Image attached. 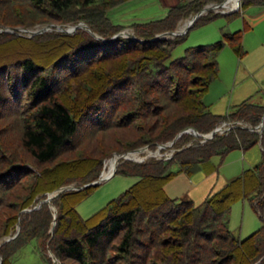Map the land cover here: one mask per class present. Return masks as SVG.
Wrapping results in <instances>:
<instances>
[{
	"label": "trees",
	"instance_id": "16d2710c",
	"mask_svg": "<svg viewBox=\"0 0 264 264\" xmlns=\"http://www.w3.org/2000/svg\"><path fill=\"white\" fill-rule=\"evenodd\" d=\"M127 1L0 0V25L4 27H34L42 19L62 26L65 23L60 19L71 16L102 37L97 40L82 31L43 35L48 37L46 44L38 43L41 36L30 41L12 37L0 47H10L13 42L31 50L25 57L22 52L5 54L0 50V119L8 110L19 111L23 104L31 109L21 120V145L12 155L14 161L0 159V176L5 174L0 179V205L9 191L14 201L12 206L0 208L6 217V235L16 225L22 227L21 234L0 249L3 264H12L14 254L42 238L50 240L48 250L64 264H264V156L259 165L199 205L166 194V186L182 173L192 177L203 169L213 171L211 160L215 157L224 160L236 150L247 152L259 144L264 153V132L261 135L237 127L205 144H201L202 138L184 134L174 145L178 152L170 162L121 164L117 175L136 177L139 182L89 221L82 219L77 207L96 188L66 192L54 199L57 219L50 204L32 208L48 194L98 181L104 160L113 153L155 149L190 129L208 135L225 123L257 128L263 122L264 106L244 103L228 116H217L205 104L212 83L220 75L221 53L230 47L239 57L246 55L243 38L247 29L226 34L214 45L188 48L183 57L173 61L174 50L187 36L153 41L158 35L177 31L183 20L201 13L210 3L227 0H196L174 8L163 21L134 25L138 41H113L122 30L111 24L107 12ZM17 3L24 6L23 12L3 18L2 8ZM252 5H264V0H243L241 10ZM241 10L229 15V20L237 18ZM219 15L210 13L196 25ZM15 16L17 22L12 19ZM88 52L96 57L79 73L77 58ZM93 67L99 73L88 81H97H87L85 94L80 95L83 85L73 86V81L88 76ZM67 98L72 105H67ZM110 111L111 115H106ZM105 133H110L113 141L115 135L118 142L109 148L110 142L102 143L99 157L94 152L77 154L82 136L94 140L102 134V139ZM19 151L31 157L37 172L20 158ZM0 152L7 156L1 146ZM2 163L8 172L1 171ZM173 166H179L178 172H172ZM18 187L20 198L15 201L13 194ZM243 200L259 214L262 227L240 240L230 229V216L234 205ZM29 209L32 212L26 213ZM10 247L12 255L7 251Z\"/></svg>",
	"mask_w": 264,
	"mask_h": 264
},
{
	"label": "rangeland",
	"instance_id": "374dc122",
	"mask_svg": "<svg viewBox=\"0 0 264 264\" xmlns=\"http://www.w3.org/2000/svg\"><path fill=\"white\" fill-rule=\"evenodd\" d=\"M152 1L155 2V5L150 6V7H144L145 4H143L142 1L141 2L139 1L137 3H133L131 5H128V4L125 5L124 3L129 2V1H127V2H124L118 6L110 9L107 12L108 19L110 20L111 24H113L114 26H116L117 28L122 30L118 34L114 35L112 37V40L115 41L114 38H116L119 34L125 33V35L120 37V38L132 39L134 41H138V39L135 36L134 30L132 29V27H128V26L131 25V23H132L131 21L135 17L138 18V20H139V19H142L146 14L147 15H153V14L155 15L157 13V10L161 11V7L158 4V0H148L147 4L149 2H152ZM242 1L243 0H240V3H239L240 7L242 6L241 5ZM123 4L125 5V8L121 9V7H119V6H121ZM22 7H24V6H22L21 3H17L15 5H9V6L5 5L2 8V13H4L5 16L2 15V17L5 18V17H7L6 15H9L12 17L15 15V13H17V15H18V14H20V12H23ZM240 10H241V8L238 11H240ZM238 11H236V12H238ZM227 12H230V11H227ZM194 16L195 15H192L190 18L192 19V17H194ZM56 17H58V16L55 15V18ZM149 17H150L149 19H153L154 16H149ZM63 18H61V19L59 18L60 20H62L65 23L62 26L57 24V23H51L49 20H45V19H42V21H39L42 23H39V24L37 23L34 27H28V28L20 27V28L14 29V28H9V27H4L1 24L0 25V27H1L0 28V47L6 43H9V40H11L12 37H16V38L18 37V38H22V39H25L27 41H30V40H34L37 37L41 36V38L39 40H37L38 43L39 44H46L44 42H46L48 40L49 36H57L58 34H60V35L66 34V33H62L60 31H58L55 27H52V26H60L64 29H69L71 27H76V26H79L81 24H85L89 27V25L83 21L75 22L72 19L73 17H71V16L69 18L68 17H65L64 19ZM190 18H188V19H190ZM12 19L16 22L18 21L17 16L13 17ZM28 19L31 20V18H28ZM188 19L183 20L184 22L182 21V23H183L182 26L185 25L188 21H190ZM69 20H71V21H69ZM239 20H240V17L236 18L231 23H228L224 18H220V19H216V20L210 22L209 24H206L204 26L197 27V28L193 29L192 32L189 34V36L186 38L185 42L182 43L181 45H179L174 50L173 55H172V61L183 57V55L185 54V51L188 48H192V47H195V46L200 45V44L214 43V42H216L215 41L216 39L221 37L223 32L232 33L234 31H237L239 29L238 24H240ZM114 21H120V23H123L124 26L123 27L118 26L114 23ZM32 22H33V20H32ZM241 28H242V26H241ZM43 29H48V30L42 34H37L34 36L31 34V32H39L40 30H43ZM78 31L87 32L86 30L81 29V28L78 29ZM77 32H75L74 34H76ZM87 33H89V32H87ZM257 33H258V31L255 34H252L250 37L254 38ZM74 34H68V35H74ZM43 35H45V37L48 35L49 36L45 39V37H43ZM97 37L102 38L98 35H97ZM97 40H100V39H97ZM116 40H118V39H116ZM10 45H11L10 47H8V46L2 47V49H0V50L4 49L5 54H6V52L9 53L10 51L16 52V53L18 52L19 54L22 52L23 54H21V55H23V57H25V55H27V53H29L31 51L30 48H28V46L23 47L20 44L14 45L13 42ZM222 53H221V55H222ZM221 55L219 56L218 60L220 59ZM92 57L93 58L96 57L94 52L85 53L83 56H80L77 58L79 60V63L76 67H77V71H79V73L83 71V69H82L83 66H86L88 60ZM49 60H53V57L49 56ZM251 60H252V62H255L256 57H252ZM256 63H257V61H256ZM104 66L101 65V68H103ZM106 67H109V66L106 65ZM92 69L93 70L90 71V74L88 76H84L80 80L74 79V81H73V84H72L73 86L78 85V84L83 85V88L80 91V95L85 94L86 82L91 77L93 78L95 73H99L98 72L99 70L96 71L97 68L94 69V67H93ZM11 70L13 71L12 68H11ZM85 77H87V79H83ZM90 81H93V80H90ZM90 81H88V82H90ZM94 81L92 82L93 84H94ZM247 82H249V80H247ZM242 90H243V87L240 88L239 90H237V94L240 93ZM245 92L250 93V94H248V96H253L255 98L254 102L256 104H259V103L264 104V84L263 83L261 84V83L257 82L256 86H255V82L252 85H246ZM213 94L216 95L215 100H214L215 103H213V105L216 106L219 103H221L223 105V102L221 100L222 92L217 91V92H214ZM72 97H76V94H73ZM80 97L82 98V96H80ZM68 98L65 99V101L67 102V105L69 106L72 104L68 102L70 100ZM260 105H262V104H260ZM29 110H31V109H29V105L23 104V108H21L19 111L11 112V113H14L15 115L9 113L10 110H8V111H6L5 114H3V117L0 119V129L2 130V133L0 131V146L7 153V156H5L6 157L5 158L3 156V153L1 154V152H0V159L2 158L1 159V161L3 160L2 162H5V161L11 162L14 159V156H12V155H14V153L16 152L15 150H19V146L21 145L20 133L23 130V124H22L21 120L23 118L28 117V115H29L28 111ZM111 113L112 112L110 111V113H108L106 115H111ZM233 126H240L242 128H244V127L252 128L249 124H245V123H239L238 125H232V124H226L225 123V124H222L220 127H223L225 130V132L223 134H227L232 129H234ZM118 134L120 135L121 133H118ZM101 136H102V134L94 140L87 139V138H85V136H82L81 142L83 141L85 143V140H86V144H84L82 142V144H81L82 148L79 150V152L77 154H79L81 151L82 152L84 151L87 154H89V153L92 154V152H94L95 153L94 155L99 157L100 156L99 154L101 153L102 148H103L101 145L102 143L104 144L105 142H110L111 144H109L107 146L109 148V147L115 145L119 140V138L116 140L115 135H114L113 136L114 141H113L110 133H108V135H106V133H105V136L102 139H101ZM117 137H118V135H117ZM100 140H102V141H100ZM171 143H168L166 145H170ZM160 146H163V145H159L155 149H150L149 147H145V148H149V150H147L145 153L139 154L138 155L139 159L137 158V160L142 159L143 162L121 160L117 166L115 175L112 174L111 178L108 181L103 182L99 187H97L92 192V194H90V196H88L82 203H80L78 205L77 211H78L79 215L82 217V219L84 221H89L96 214H98L102 210L108 208L116 199H118L124 193L129 191L134 185H136L139 182V178H136V177L117 175L118 168L121 164L126 163V162H133L136 164H144V163H147L149 160H159V161L163 160L165 162H170L171 160H173V158H174L175 154L178 152V150L175 149L174 146L171 148L160 150V148H159ZM260 146L262 147V144L257 145L256 147L248 150L247 152L236 150V151L230 153L224 160H222V158H220V157L213 158L211 160V164H212L214 170H216V173H214L211 176L212 179H210L209 182H207L204 185L199 184V181L202 178H205V175L207 173V171L205 169H203L202 171L198 172L197 174H195L192 177H188L187 175H183L181 177H176L175 179H173L166 186V188H167L166 194L171 199H176V197H178V201H180V202L181 201H187L188 199L191 198L192 200L195 201L196 204H200L205 199V197L210 194L209 190H211V192H213V193L219 191L228 182H231L232 180H234L235 177L239 173H241V171L242 172L246 171L247 169H250L252 165L254 166L256 163L262 161L264 153L262 152ZM21 152H22V156H20V158L22 160H24L25 163H27L29 168L33 167L34 162L31 159V157L23 154L24 151H21ZM21 152L19 151L18 153L20 154ZM113 154L114 155H111L109 157V159L104 160L103 170L100 174L99 180L103 176H105L106 172H109V168H107L108 162L113 160L115 155H121V154H115V153H113ZM94 155H92V156H94ZM148 155H153V156L148 157ZM22 160H20V161H22ZM3 164L4 163H2L1 171L2 172H5V171L8 172L7 171L8 168L6 165H4V169H3ZM13 164L17 165V163H13ZM18 165H20V164L18 163ZM33 168L36 169L35 166ZM178 170H179V166H173L172 167V172H178ZM36 172H37V169H36ZM180 175H178V176H180ZM0 177H1L0 179H2L3 177H5V174H2ZM23 184H24V182H23ZM26 186H27V183H26L25 187ZM75 186L76 185L71 186V187H75ZM20 189H21V187H18L16 189L17 191L15 192V194H13V196L15 197L14 198L15 201H17L16 198H18V199L20 198V196L18 197V195H16ZM11 193L12 192L9 191L7 194H5V196H4L5 201L3 200L4 203L0 205V208H8V206H12V204H14V201L12 199H10ZM49 195H51V194H48V195L42 197L43 201L44 200L46 201L48 199ZM1 202H2V200H1ZM18 202H20V201L18 200ZM44 202L38 203L32 208H42V205L44 204ZM20 203H22V202H20ZM45 204H50V203H45ZM50 205L51 206H49V208L50 209L52 208L51 212H52V210L54 211V218H55V210L54 209H56V207L53 205V203H51ZM2 210H0V249L3 247V245L5 243H8V242L16 239L22 232V227L16 225L15 227H13L11 229L10 234L6 235V226L4 225V222L6 221V217H2V213H3ZM32 210L29 209V210H26L25 212L30 213V212H32ZM56 212H57V216H58L57 209H56ZM55 219H57V218H55ZM51 226H53V228H54L56 226V221H53ZM261 227H262L261 218H260L259 214L256 212V210L253 208L251 203H249L248 200H243V201L237 202L234 205V207L232 208L231 216H230V229L233 231V233L240 240H245V239L251 237L256 232H258ZM19 229H20V232H19ZM49 234L50 235L52 234V230L49 232ZM135 242H136V240H135ZM141 242H143V241H141ZM138 243H140V242H138ZM49 244H50L49 239L47 241H45L44 238L35 239L29 245H27L25 248L21 249L16 254H14L11 257L10 261L12 262V264H57L53 260V258L50 256V253H52V252L48 250ZM7 251H8V253H10L12 255L13 248L10 247V248H8ZM46 257L48 259L52 260V263H49V260ZM57 260L61 264H64L59 259H57ZM3 263H4V259L0 255V264H3Z\"/></svg>",
	"mask_w": 264,
	"mask_h": 264
},
{
	"label": "crops",
	"instance_id": "0c3cea01",
	"mask_svg": "<svg viewBox=\"0 0 264 264\" xmlns=\"http://www.w3.org/2000/svg\"><path fill=\"white\" fill-rule=\"evenodd\" d=\"M141 2L144 5V7H150L155 5V2H148V0H130L127 3H124L125 5H131L133 3H137V2ZM196 0H158V4L161 7V11L157 10V13L154 15H145L142 19L138 18H133L132 19V23L131 25H129L128 27H133L134 25H143V24H150V23H154V22H160L165 20L170 12L177 7L180 6H185L187 4H191L193 2H195ZM226 2V1H225ZM243 1L241 2L242 5ZM121 5L119 7H121V9L125 8V5ZM217 3H210L207 6H211V5H215ZM206 6V7H207ZM213 15H217L220 14L219 17H216L215 19L206 22V23H200L198 25H195L189 30V32L186 34V36L188 37L189 34L192 32L193 29L197 28V27H201L204 26L206 24H209L210 22L216 20V19H220V18H224L228 23H231L232 21H234L235 19H233L232 21L229 20V15L234 14V13H217V12H210ZM209 13V14H210ZM207 14V15H209ZM204 15V16H207ZM149 16H154L153 19H149ZM202 16V17H204ZM240 17L239 20V29L237 31H234L232 33H226L223 32V34L221 35V37H219L218 39H216L214 43L211 44H200L197 45L195 47L192 48H197V47H204V46H210V45H214L220 41L223 40L224 36L226 34H235L237 32L243 31L245 29H247V31L244 33V38H243V50L246 53V55L241 58L239 57L235 51L230 48L227 47L220 59L218 60L219 62V66H220V75L219 78L211 85L210 90H209V94L205 97V104L208 107V110L217 116H228L230 114H232L233 112H235L242 104L244 103H249L252 105H256V106H264L263 103H259L256 104L254 102V97L253 96H248V94L245 92L246 90V85H252L255 82V86L256 83H263L264 84V5H252L249 6L245 9L241 10L240 15L238 16ZM237 17V18H238ZM193 18V17H192ZM188 20H191L188 19ZM184 22V21H183ZM189 22V21H188ZM187 22V23H188ZM114 23L118 26H124L123 23H120V21H114ZM185 24L182 26V22L178 25V29L180 30H185L188 26V24ZM242 26V28H241ZM258 31V33L256 34V36L254 38H251L250 36L252 34H255ZM252 57H256V61L252 62L251 58ZM247 80H249V82H247ZM243 87V90L237 94V90H239L240 88ZM217 91H221L222 92V96H221V100L223 102V105L221 103L217 104L216 106L213 105V103H215V97L216 95L213 94L214 92ZM262 104V105H260ZM261 147V146H260ZM261 150L263 152V149L261 147ZM262 161L256 163L254 166L252 165L250 169L255 168L257 165H259ZM249 170V169H247ZM245 171H241V173H239L234 180H232L231 182H228L226 185L232 183L233 181L239 179ZM216 173V170L211 171L210 173H206L205 178H202L199 181V184L204 185L207 182L210 181V179H212V175ZM183 175L186 174H181L178 177H181ZM189 177V176H188ZM225 185V186H226ZM224 186V187H225ZM224 187H222L220 190H222ZM219 190V191H220ZM167 191V188H166ZM217 191V192H219ZM210 194L207 195L205 197V199L202 201L204 202L208 197L214 195L215 193L211 192V190H209ZM176 199L178 200V197H176ZM187 201H192L195 203L194 200H192L191 198L188 199ZM201 202V203H202ZM200 203V204H201ZM199 205V204H198Z\"/></svg>",
	"mask_w": 264,
	"mask_h": 264
},
{
	"label": "water",
	"instance_id": "95a60500",
	"mask_svg": "<svg viewBox=\"0 0 264 264\" xmlns=\"http://www.w3.org/2000/svg\"><path fill=\"white\" fill-rule=\"evenodd\" d=\"M233 0H227L226 2H224L223 4H215V5H211V6H207L203 9V11L197 15H195L188 23V26L187 28L183 31V30H177L175 32H168V33H165V34H162V35H158L153 41H158V40H165V39H175L177 37H180V36H185L189 30L195 25V23L204 15L210 13V12H218L220 13V11H222L221 13H226L225 10L228 8V5L232 2ZM52 27H55L58 31L62 32V33H66V34H74L75 32L78 31V29H84L86 30L87 32H89L90 34H92L95 38L97 39H100L102 40V38H99L97 37L96 34H94L92 32V30L85 24H81L79 26H76V27H71L69 29H64L60 26H52ZM51 28V27H50ZM49 29V28H48ZM48 29H43V30H40L39 32H31V34L34 36V35H37V34H42L44 33L45 31H47ZM125 33H122V34H119L116 38H114V40L116 41V39H119L120 37L124 36ZM234 128H237V127H240V126H233ZM241 128V127H240ZM244 129H248L252 132H258L260 134H262L264 132V118H263V122L262 124L257 127V128H248V127H244ZM230 130V129H229ZM225 132L224 128L223 127H218L216 130H214L211 134H208V135H201L199 134L198 132L190 129V130H187L183 133H181L174 142H172L170 145H163V146H160V150L162 149H167V148H171L175 145V143L184 135V134H193L194 136L198 137V138H202V141H201V144H205L206 142L210 141V140H213L217 135H221ZM147 150H149V148H143V149H140V150H137L135 152H131V153H128V154H125V155H115L114 158L118 157L119 158V161L121 160H124V161H136V162H143V160H137L136 158H134L135 155H139L141 153H145ZM153 155H148V157H151ZM113 158V159H114ZM117 169V167H116ZM116 169L114 171V175L116 173ZM111 177H105L103 176L100 180L94 182V183H91L89 185H85L83 187H80V188H76V187H67V188H63L57 192H55L54 194H51L49 195L48 199L44 202V203H52V201L56 198H59L62 194L66 193V192H73V191H82V190H86V189H89V188H97L99 187L103 182H106L110 179ZM39 208H35V210H37ZM55 210V218H57V212H56V209ZM30 212V211H29ZM19 232H20V229H19ZM50 256L53 258V260L57 263V264H61L57 258L52 254L50 253Z\"/></svg>",
	"mask_w": 264,
	"mask_h": 264
},
{
	"label": "bare ground",
	"instance_id": "6f19581e",
	"mask_svg": "<svg viewBox=\"0 0 264 264\" xmlns=\"http://www.w3.org/2000/svg\"><path fill=\"white\" fill-rule=\"evenodd\" d=\"M237 4H238V0H234L233 3H232V7L233 8H237ZM134 158H138L139 159V156L138 155H135ZM119 158L116 157L114 158L113 160H111L110 162H108V167L109 168V172H106L105 174V177H111L112 174L114 173L116 167L118 166L119 164Z\"/></svg>",
	"mask_w": 264,
	"mask_h": 264
},
{
	"label": "built area",
	"instance_id": "2783aa9c",
	"mask_svg": "<svg viewBox=\"0 0 264 264\" xmlns=\"http://www.w3.org/2000/svg\"><path fill=\"white\" fill-rule=\"evenodd\" d=\"M232 3H233V2H232ZM232 3H231V5L229 6V10H230V11H237V10L240 9V4H239V2H238V4H237V8H233V7H232Z\"/></svg>",
	"mask_w": 264,
	"mask_h": 264
}]
</instances>
